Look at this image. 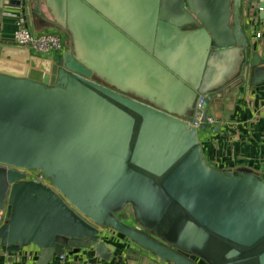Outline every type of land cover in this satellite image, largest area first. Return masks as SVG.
<instances>
[{"label": "water", "instance_id": "1", "mask_svg": "<svg viewBox=\"0 0 264 264\" xmlns=\"http://www.w3.org/2000/svg\"><path fill=\"white\" fill-rule=\"evenodd\" d=\"M64 1L76 26L56 61L0 46V248L108 260L110 230L134 264H264V177L209 165L198 139L212 100L264 82L241 0ZM183 28L181 50L167 31ZM188 51L196 74L177 59ZM34 170L49 186L25 179Z\"/></svg>", "mask_w": 264, "mask_h": 264}, {"label": "crops", "instance_id": "2", "mask_svg": "<svg viewBox=\"0 0 264 264\" xmlns=\"http://www.w3.org/2000/svg\"><path fill=\"white\" fill-rule=\"evenodd\" d=\"M133 2L137 3L138 0ZM261 2L262 0H250L251 4L248 6V0H241L240 20L250 45L249 61L253 54L264 60V19H260L259 13ZM74 11L73 7L67 8V2L64 0H0V46L15 47L12 34L18 18L23 17L27 28L33 34L57 33L65 50L67 45L72 44L74 36ZM167 32L177 40L173 42L174 47L181 50L187 48L185 35L188 28H183L177 33ZM257 34H260V37L257 38ZM185 54L186 56L179 54L177 59L186 64L187 67L184 66L190 74H196L203 69V65L200 66L199 61L195 60V53L188 51ZM56 58L53 61H56ZM131 92L134 98L145 99L148 96L154 100L153 93L145 85L138 88L136 83L134 91ZM191 112L186 110L183 114L189 116ZM207 115L213 118L214 125L198 131L206 162L221 170H250L264 177V82L251 85L246 81L222 99L212 100ZM119 215L125 218L126 224L132 225L131 214L127 210L124 209ZM100 233L103 242L116 247L108 260L94 259L87 251L72 255L65 252L60 257L50 258L48 264H134V255L129 252L132 245L125 238L110 230H100ZM37 258L38 249L33 246L13 253L4 252L0 248V264H35ZM146 264L166 263L151 259Z\"/></svg>", "mask_w": 264, "mask_h": 264}, {"label": "built area", "instance_id": "3", "mask_svg": "<svg viewBox=\"0 0 264 264\" xmlns=\"http://www.w3.org/2000/svg\"><path fill=\"white\" fill-rule=\"evenodd\" d=\"M256 37H260V34H257ZM12 43L15 47L20 49H25L28 52L48 59L50 61L55 60V58L62 54L64 51L63 43L61 37L54 32L43 33V34H33L26 25L25 19L23 17H19L16 28L12 34ZM203 104V99L199 101L198 110L199 112L196 114L195 120L193 122V126L199 128L201 124V105ZM208 127H212L214 125V120L211 116L206 115L205 121ZM3 168H7L1 166ZM25 179L29 181H33L35 183H40L49 186V182L47 178L39 171H24ZM5 222V210H0V226Z\"/></svg>", "mask_w": 264, "mask_h": 264}, {"label": "rangeland", "instance_id": "4", "mask_svg": "<svg viewBox=\"0 0 264 264\" xmlns=\"http://www.w3.org/2000/svg\"><path fill=\"white\" fill-rule=\"evenodd\" d=\"M130 1V3H134L133 1L131 0H128ZM159 53V52H158ZM160 57L163 59L162 55H160ZM164 60V59H163ZM165 61V60H164ZM125 210H127V212H129L131 214V209L129 207H126Z\"/></svg>", "mask_w": 264, "mask_h": 264}, {"label": "flooded vegetation", "instance_id": "5", "mask_svg": "<svg viewBox=\"0 0 264 264\" xmlns=\"http://www.w3.org/2000/svg\"><path fill=\"white\" fill-rule=\"evenodd\" d=\"M131 95V94H130ZM132 96V95H131ZM133 225V224H132Z\"/></svg>", "mask_w": 264, "mask_h": 264}]
</instances>
